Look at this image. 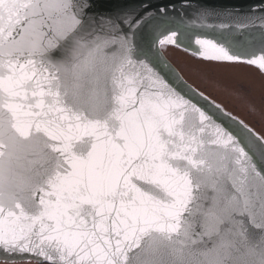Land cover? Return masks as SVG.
I'll use <instances>...</instances> for the list:
<instances>
[{
  "label": "snow or ice",
  "instance_id": "obj_1",
  "mask_svg": "<svg viewBox=\"0 0 264 264\" xmlns=\"http://www.w3.org/2000/svg\"><path fill=\"white\" fill-rule=\"evenodd\" d=\"M85 7L0 0V261L264 264V125L164 54L264 72V16Z\"/></svg>",
  "mask_w": 264,
  "mask_h": 264
},
{
  "label": "rangeland",
  "instance_id": "obj_2",
  "mask_svg": "<svg viewBox=\"0 0 264 264\" xmlns=\"http://www.w3.org/2000/svg\"><path fill=\"white\" fill-rule=\"evenodd\" d=\"M165 54L189 83L211 94L236 118L257 130L264 125V73L255 66L237 64L203 76L193 69L210 66L193 53L167 46Z\"/></svg>",
  "mask_w": 264,
  "mask_h": 264
},
{
  "label": "water",
  "instance_id": "obj_3",
  "mask_svg": "<svg viewBox=\"0 0 264 264\" xmlns=\"http://www.w3.org/2000/svg\"><path fill=\"white\" fill-rule=\"evenodd\" d=\"M86 3L89 7L83 9L85 17L97 23L105 18H116L128 12L129 9H142L144 4L150 5L153 12L163 8L164 14L184 19H194L204 10L212 12L214 16L220 14V17L225 14L233 18L264 16V0H86ZM241 31L258 34L264 31V28H261V20L257 18L254 26ZM236 38L242 40L243 36L237 35ZM189 47L198 50V46L194 44ZM188 52L195 55L194 51ZM165 57L180 72L166 54Z\"/></svg>",
  "mask_w": 264,
  "mask_h": 264
},
{
  "label": "flooded vegetation",
  "instance_id": "obj_4",
  "mask_svg": "<svg viewBox=\"0 0 264 264\" xmlns=\"http://www.w3.org/2000/svg\"><path fill=\"white\" fill-rule=\"evenodd\" d=\"M0 263H3V261H0ZM18 264H36V261L35 260H31V261H24V260H21L18 262Z\"/></svg>",
  "mask_w": 264,
  "mask_h": 264
}]
</instances>
